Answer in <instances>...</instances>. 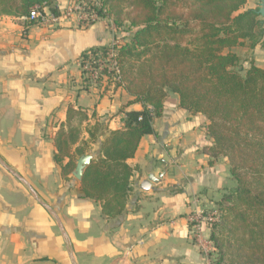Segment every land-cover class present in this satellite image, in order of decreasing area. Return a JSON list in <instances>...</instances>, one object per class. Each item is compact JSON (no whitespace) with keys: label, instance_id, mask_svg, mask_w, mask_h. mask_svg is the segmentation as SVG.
Returning a JSON list of instances; mask_svg holds the SVG:
<instances>
[{"label":"crops","instance_id":"obj_1","mask_svg":"<svg viewBox=\"0 0 264 264\" xmlns=\"http://www.w3.org/2000/svg\"><path fill=\"white\" fill-rule=\"evenodd\" d=\"M69 1L51 5L62 9ZM261 2L248 0L245 8ZM25 23L0 15V264H206L188 215L196 206H215L234 187L228 159L211 163L205 152L213 143L207 118L169 93L155 133L143 136L128 159L134 174L127 208L107 218L99 202L82 196L72 173L63 179L54 139L70 105L85 110L91 123L104 116L113 130L123 126L126 111L143 109L127 106L125 88L85 80L79 65L86 49L123 43L131 33L113 30L107 20L84 28ZM238 48L245 68L251 60L264 68L260 44L231 50ZM99 149L100 142L93 153ZM163 171L160 182L143 188L150 174Z\"/></svg>","mask_w":264,"mask_h":264},{"label":"trees","instance_id":"obj_2","mask_svg":"<svg viewBox=\"0 0 264 264\" xmlns=\"http://www.w3.org/2000/svg\"><path fill=\"white\" fill-rule=\"evenodd\" d=\"M44 2L52 0H0V15L36 25L27 18ZM247 2L105 0L117 29L133 30L116 47L121 77L116 88L131 96L127 106L141 103L143 109L126 111L123 126L113 130L104 116L91 123L85 110L70 105L54 139V160L66 181L81 156L93 155L80 181L82 196L99 202L107 218L119 217L133 191L128 159L143 136L155 133L153 123L168 94H178L182 108L207 118L213 143L205 152L211 163L226 157L236 182L217 204L220 218L209 234L217 255L213 264H264V68L253 60L245 68V59L231 50L264 48V19L259 6L245 8ZM108 48L86 49L79 60Z\"/></svg>","mask_w":264,"mask_h":264},{"label":"built area","instance_id":"obj_3","mask_svg":"<svg viewBox=\"0 0 264 264\" xmlns=\"http://www.w3.org/2000/svg\"><path fill=\"white\" fill-rule=\"evenodd\" d=\"M105 0H70L68 5L62 9H52V5L44 2L31 9L28 20L35 21L37 25L54 29L64 24H75L79 27H88L96 22L107 20L110 27L117 29L113 18L108 14V6ZM121 44L119 41L108 45V49L103 51L89 52L79 60L80 68L84 74L85 80L94 85L109 83L116 88V82L121 81L120 68L116 58V47ZM141 119V117H140ZM162 163L167 160L163 156ZM220 218V211L216 206L200 207L188 215L191 233L198 246L205 255L206 264H213L211 252L213 243L207 232L210 231L213 224Z\"/></svg>","mask_w":264,"mask_h":264},{"label":"water","instance_id":"obj_4","mask_svg":"<svg viewBox=\"0 0 264 264\" xmlns=\"http://www.w3.org/2000/svg\"><path fill=\"white\" fill-rule=\"evenodd\" d=\"M258 13L262 16V18L264 19V0H262L259 9H258ZM93 159V155L91 153L86 154L81 156L76 163V167L75 169L72 171V175L73 177L78 180L81 181L82 177H83V173L86 169V167L91 163ZM166 171H163L160 175L155 176L154 174H150L146 180L143 181V188L144 189H149L152 185V183H158L160 182V180L163 178L164 173Z\"/></svg>","mask_w":264,"mask_h":264},{"label":"rangeland","instance_id":"obj_5","mask_svg":"<svg viewBox=\"0 0 264 264\" xmlns=\"http://www.w3.org/2000/svg\"><path fill=\"white\" fill-rule=\"evenodd\" d=\"M124 29V28H123ZM128 30H132V29H130V28H128L127 29V31L126 32H128ZM133 31V30H132ZM237 52V54H243V50L242 49H236V51H235V53ZM251 55H248V59H249V57H250ZM123 88V87H122ZM232 179V178H231ZM233 181H234V187H233V189L236 187V182H235V180L233 179ZM232 189H228L227 191H225V192H228V191H231ZM218 204V203H217ZM215 205L216 207L218 206V205ZM206 208H208V207H206ZM210 234V231L208 232V235ZM213 250V249H212ZM217 259V255L216 254H213L212 256H211V260L210 261H215Z\"/></svg>","mask_w":264,"mask_h":264}]
</instances>
